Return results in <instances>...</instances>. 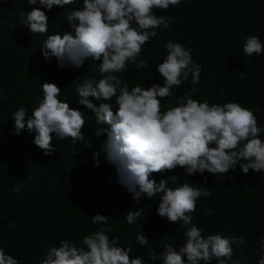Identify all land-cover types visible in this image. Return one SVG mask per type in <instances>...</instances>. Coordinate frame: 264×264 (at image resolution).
Returning a JSON list of instances; mask_svg holds the SVG:
<instances>
[{
    "label": "trees",
    "instance_id": "16d2710c",
    "mask_svg": "<svg viewBox=\"0 0 264 264\" xmlns=\"http://www.w3.org/2000/svg\"><path fill=\"white\" fill-rule=\"evenodd\" d=\"M34 7L40 5H30L27 0H0V248L19 264H40L46 252L58 247L60 241L79 246L85 235L107 227L92 223L91 217L100 213L108 216V225L114 229L110 238L119 236L120 246L131 247V257H141L144 264H162L161 260H151L149 252L155 249L159 255L164 243L178 250V243L185 239L184 229L157 214L160 194L142 197L140 204H135L132 194L117 183L115 167L101 149L106 137L95 135L98 127L106 125H97L91 110L77 103L75 88L85 79L102 78L98 72L102 61L89 59L81 68H59L54 57L45 60L41 52L47 35L72 31L66 17L68 12L82 7V0L64 7L53 6L50 11L42 9L49 18L45 34L32 35L29 27L19 22L21 14ZM154 11L158 16L171 15L173 23L166 31L157 30L159 34L143 46L144 55L161 54L162 42L175 39L188 44L202 66L199 83L188 86L189 78L179 89L174 87L172 96L161 98L163 108L175 106L183 93L195 87L194 99H206L209 104L235 101L252 109L258 126L264 129V53L251 57L243 53L244 39L249 35H256L264 44V0H181L179 6ZM214 71L220 74L216 80L224 82L242 79L243 71L244 82L215 90L209 85ZM117 75L121 78L120 73ZM123 79L130 89L137 84H163L155 74L137 69L129 70ZM46 81L57 84L61 88L58 99L79 108L86 120L84 141L58 140L53 134L55 150L50 156L33 143L34 132L24 129L16 134L12 118L20 107L31 114L43 98L40 85ZM256 108L260 111L255 112ZM260 138L264 140V131ZM97 152L99 166L94 160ZM172 175L178 177V183L208 188L210 195L197 200L199 206L191 214L193 223L203 229L202 235L221 230L225 235L242 237L246 243L239 248L233 245V259L257 264L264 255L259 245L264 238V172L250 169L244 174L238 163L235 170L223 175L189 176L177 168L153 174L152 178L159 182ZM17 186L21 188L19 193L13 191ZM169 186L178 185L170 182ZM230 187H234V196L228 191ZM207 199L217 206L209 209ZM140 208L141 215L129 224L126 214ZM209 210L211 215L207 214ZM142 231L149 237L144 246L136 241ZM241 251L246 256H240Z\"/></svg>",
    "mask_w": 264,
    "mask_h": 264
},
{
    "label": "clouds",
    "instance_id": "9594fccd",
    "mask_svg": "<svg viewBox=\"0 0 264 264\" xmlns=\"http://www.w3.org/2000/svg\"><path fill=\"white\" fill-rule=\"evenodd\" d=\"M27 3L40 5L23 12L19 21L33 35L48 32L49 18L42 9L50 11L53 6L64 7L76 0H27ZM180 4L181 0H82V7L68 12L66 17L72 31L47 35L41 52L45 60L54 57L59 68H81L89 59L102 61L98 65L102 78L85 79L75 88L77 103L91 110L97 125H106L98 127L95 135L106 137L101 149L105 159L115 167L117 183L132 194L135 204H140L142 197L160 194L157 214L184 229L185 239L178 243L181 245L178 250L173 244L164 243L163 251L158 255L153 249L149 258L161 260L162 264L213 261L242 264L240 259H233V245L239 248L246 243L242 237L225 235L221 230L205 237L203 229L193 223L191 214L199 206L197 200L210 195L207 187L178 183L176 175L159 182L152 178L153 174L177 168L189 176L223 175L235 170L238 163L244 174L250 169L264 172V140L260 138L264 129L258 126L252 109L235 101L209 104L206 99H194L195 87L183 93L175 106L168 105L166 109L162 106L161 98L172 96L174 87L179 89L189 78L188 86L198 84L202 71L191 47L180 40H164L161 54L143 53V46L159 34L157 30L166 31L173 23L171 15L158 16L154 10ZM243 53L249 57L264 53V44L256 35H249L244 39ZM132 69L155 74L163 84L153 83L150 87L137 84L130 89L123 77ZM218 75L216 71L211 74L209 85L221 91L243 83L245 73L240 72L242 79L228 82L216 80ZM40 87L43 98L31 114L20 107L12 118L15 133L24 129L34 132L33 143L50 156L55 150L53 134L58 140L84 141L85 113L58 99L61 88L57 84L46 81ZM259 111L260 108L255 109ZM98 156L99 152L94 153L97 166ZM170 182L178 186L170 187ZM20 190V186L13 189L17 193ZM228 191L234 196V187ZM207 202L209 209L217 206L210 199ZM142 211V208L130 210L125 217L127 222L134 224ZM207 214L211 215V210ZM91 220L107 227L85 235L79 246L68 240L60 241L58 247L46 252L40 264H144L141 257L130 256L131 247L119 245V236L110 238L114 229L108 225V216L97 213ZM136 241L144 246L149 237L142 231L136 235ZM259 245L264 253V238ZM239 255L246 253L241 251ZM0 264L19 262L0 248ZM257 264H264V255Z\"/></svg>",
    "mask_w": 264,
    "mask_h": 264
}]
</instances>
